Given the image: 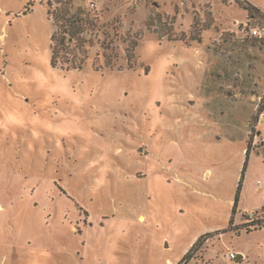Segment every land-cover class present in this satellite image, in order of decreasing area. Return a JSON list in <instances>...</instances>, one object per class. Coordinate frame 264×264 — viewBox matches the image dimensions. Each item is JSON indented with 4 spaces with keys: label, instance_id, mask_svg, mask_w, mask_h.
Listing matches in <instances>:
<instances>
[{
    "label": "rangeland",
    "instance_id": "374dc122",
    "mask_svg": "<svg viewBox=\"0 0 264 264\" xmlns=\"http://www.w3.org/2000/svg\"><path fill=\"white\" fill-rule=\"evenodd\" d=\"M238 1L264 14L0 0V264H264V19ZM65 8L89 22L61 69Z\"/></svg>",
    "mask_w": 264,
    "mask_h": 264
},
{
    "label": "trees",
    "instance_id": "16d2710c",
    "mask_svg": "<svg viewBox=\"0 0 264 264\" xmlns=\"http://www.w3.org/2000/svg\"><path fill=\"white\" fill-rule=\"evenodd\" d=\"M238 4L248 13V17L254 18L256 16H259L260 18L264 19V14L261 13L260 10H258L255 6L251 5L250 3H246L244 1L243 2L238 1ZM48 5H50V3H48ZM70 10L71 9L65 8V11L62 12V10H61L60 12H58V17H56V14L53 15L56 18L55 26H56L57 30L55 31L54 35L51 38L52 43H53V48H52L50 62H51V65L54 67H56L58 64H60L61 69L65 68L66 65L69 66L70 62L59 59L61 57H59L57 54L58 46H62L63 51H65V53L67 55H70L73 52L75 54L81 53V49H82L83 41H84L83 38L80 36L82 33L81 27H82V25H87L89 22L87 16H83L82 18H75L74 14L73 15L70 14ZM55 18H54V21H55ZM255 43H258L259 45H261L262 41H260V40L257 41L254 39L252 45H255ZM136 46H137V42L134 39H132L128 42V47L126 49L127 64L132 63L133 58H134L133 50L136 48ZM106 50H108V49H106ZM108 56H109V53L104 54V57L106 59L105 60V67H107V68L110 66L109 63H107L106 57H108ZM82 60H83V57L80 58L79 61H82ZM81 65H82V62L80 63L79 66H76V68L81 69V67H82ZM94 68H95V66H94ZM248 153L249 152L247 149L246 154L248 155ZM244 172H245V165L243 166L241 179L243 178ZM239 189H240V187H239ZM235 206H236V204H235ZM261 212L264 214V208H262ZM244 217H246V216L244 215ZM231 223H232V221H231ZM255 226L257 228L264 227V218L262 220L256 221ZM186 257L187 256H185L184 258L186 259Z\"/></svg>",
    "mask_w": 264,
    "mask_h": 264
},
{
    "label": "built area",
    "instance_id": "2783aa9c",
    "mask_svg": "<svg viewBox=\"0 0 264 264\" xmlns=\"http://www.w3.org/2000/svg\"><path fill=\"white\" fill-rule=\"evenodd\" d=\"M251 37L260 40V41H264V26H258L255 28H250L249 29ZM230 258H235L234 254H230L229 255Z\"/></svg>",
    "mask_w": 264,
    "mask_h": 264
},
{
    "label": "water",
    "instance_id": "95a60500",
    "mask_svg": "<svg viewBox=\"0 0 264 264\" xmlns=\"http://www.w3.org/2000/svg\"><path fill=\"white\" fill-rule=\"evenodd\" d=\"M165 246H166V244H165ZM238 258H241L242 257V255H240V254H238V256H237Z\"/></svg>",
    "mask_w": 264,
    "mask_h": 264
}]
</instances>
